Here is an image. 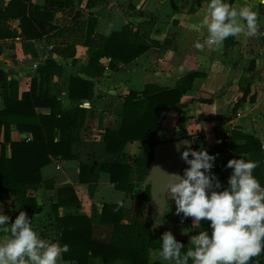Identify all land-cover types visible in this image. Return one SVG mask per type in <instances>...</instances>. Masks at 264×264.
Returning a JSON list of instances; mask_svg holds the SVG:
<instances>
[{
    "label": "crops",
    "instance_id": "1",
    "mask_svg": "<svg viewBox=\"0 0 264 264\" xmlns=\"http://www.w3.org/2000/svg\"><path fill=\"white\" fill-rule=\"evenodd\" d=\"M9 1L0 0V11L8 6ZM208 3L209 0H77L72 7L53 6L54 24L60 30L41 40L26 41L21 37L0 40V71L7 76L8 82L18 81L20 98L31 90L34 79L39 81L44 76L47 82L49 78L51 97L61 102L63 112L73 113L79 107L87 110L86 125L77 131V139L101 144L107 131H120L130 92H142L147 85L173 90L191 76L180 103L167 113L159 126L156 143L191 139L193 150L203 148L216 156L212 172L223 187L228 186L232 173V169L226 167L229 160L243 157L254 161L258 167L253 175L264 186V56L261 36L264 0H236L229 4L237 9L241 6L252 8L257 14V32L247 35L245 29L237 36H229L220 46L205 43L207 30L201 22ZM34 4L48 7L51 3L49 0H34ZM9 25L21 33L18 20H11ZM91 25L94 44L98 42L97 34L110 37L115 32L130 29L138 34L139 46L146 51L130 64H118L116 69L109 67L110 58H104L103 75L89 76L86 72L89 61L86 42ZM197 44L201 47L198 48ZM50 68L57 71L49 76ZM71 77L92 81L95 85L93 98L71 99ZM46 88L47 83L44 90ZM5 91L4 82L0 81V111L6 107ZM180 118L182 122L179 124ZM29 135L12 126L13 142H20ZM258 145L261 151H255ZM145 148L142 141L129 142L115 159L116 164L131 166L125 192L116 189L107 172H101L96 182L81 183L80 163L55 157L42 169L43 179L52 182L53 187L47 188L44 184L29 187V195L37 201L35 213L23 210L19 200L6 187L1 190L0 206L13 222L19 211H25L43 239L58 241L61 245L62 230L53 206L63 188L76 191L81 187L91 205L88 211L85 203L61 207L59 215L62 218L88 217L92 226H99L104 206L119 205L129 212L125 224L144 220L152 214L150 200L143 196L149 169L136 166L133 161L144 157ZM1 150L0 145V155ZM7 155L10 156L9 145ZM186 167L189 165L185 164L184 170ZM168 202L167 212L151 226L155 236L161 237L165 231L171 230L177 240L189 242L190 236L200 231L209 230L211 234L208 220H201L195 228L191 217L182 222L183 214H176L170 192ZM186 228L190 229L189 234L183 235ZM4 238L7 234H0V239ZM157 251L151 252L152 262L168 264L157 257ZM60 264L77 263L63 257ZM261 264H264V254Z\"/></svg>",
    "mask_w": 264,
    "mask_h": 264
},
{
    "label": "trees",
    "instance_id": "2",
    "mask_svg": "<svg viewBox=\"0 0 264 264\" xmlns=\"http://www.w3.org/2000/svg\"><path fill=\"white\" fill-rule=\"evenodd\" d=\"M49 1L50 6L45 7L35 5L34 0H10L8 6L0 11V40L17 37L26 41L41 40L60 30L54 24L52 7H72L77 0ZM11 20L19 21L20 34L9 25ZM92 34L91 25L86 42L89 46L86 72L92 77L103 75L104 58H110L109 67L116 69L118 64H130L146 51V48L139 46L138 34L130 29L115 32L110 37L97 34L96 44L91 41ZM56 71V68H50L49 76ZM191 78L184 79L173 90L147 85L142 92H130L120 131H107L101 144L77 139V131L86 125L87 110L79 107L73 113L63 112L61 102L51 97L49 78L47 82L44 76L39 81L34 79L31 90L24 92L20 98L18 81L9 80L8 86L7 76L0 71V81L4 82L6 88V107L0 111V195L2 188H8L19 200L23 210L35 213L37 201L29 195V187L40 184L47 188L53 187L52 182L43 179L42 169L51 164L55 157L78 161L81 183L96 182L101 172H107L117 190L127 191L131 166L116 164V157L129 142L142 141L146 144L145 155L133 163L142 168H151L154 147L157 145V130L167 113L180 103ZM94 87L92 81L71 77L69 96L73 100L91 99ZM181 122L182 118L178 123ZM12 126H16L19 132L31 134L33 139L13 142ZM7 145L10 146V156L7 155ZM261 150L259 145L255 148V151ZM143 196L150 200L149 187ZM84 203L88 211L91 200L81 187L76 188V191L74 188H63L59 190V200L53 206V213L62 230V245L69 247V251L63 254L65 260L77 264H161L152 262L151 252L160 249L161 237L153 234L150 217L125 224L124 219L129 216V212L119 205L104 206L103 220L99 226H92L88 217L71 220L60 217L61 207L81 206ZM178 240L186 248L190 247L188 241ZM263 254L253 257L251 264H261Z\"/></svg>",
    "mask_w": 264,
    "mask_h": 264
},
{
    "label": "clouds",
    "instance_id": "3",
    "mask_svg": "<svg viewBox=\"0 0 264 264\" xmlns=\"http://www.w3.org/2000/svg\"><path fill=\"white\" fill-rule=\"evenodd\" d=\"M201 26L207 30L205 43L220 46L245 29L247 35H255L257 14L248 6L237 9L227 0H209ZM181 159L189 167L183 174H168L166 195L171 193L182 222L191 217L195 228L208 220L211 234L206 230L191 235L186 248L171 230L165 231L157 257L168 264H250L264 252V186L253 175L258 164L243 157L229 160L226 167L232 173L223 187L212 172L215 155L186 148ZM0 234H7L0 239V264H60L69 251L66 244L43 239L25 211H19L13 222L0 206Z\"/></svg>",
    "mask_w": 264,
    "mask_h": 264
},
{
    "label": "water",
    "instance_id": "4",
    "mask_svg": "<svg viewBox=\"0 0 264 264\" xmlns=\"http://www.w3.org/2000/svg\"><path fill=\"white\" fill-rule=\"evenodd\" d=\"M192 145L191 139L183 138L159 143L154 147L153 163L145 181V190L150 188L152 222L161 219L167 212L169 202L166 192L171 180L168 174H182L186 163L181 159V154L186 148L192 149Z\"/></svg>",
    "mask_w": 264,
    "mask_h": 264
},
{
    "label": "built area",
    "instance_id": "5",
    "mask_svg": "<svg viewBox=\"0 0 264 264\" xmlns=\"http://www.w3.org/2000/svg\"><path fill=\"white\" fill-rule=\"evenodd\" d=\"M234 1H236V0H227V3L232 4ZM261 36H262V45H263L262 52H263V56H264V26L261 29ZM263 99H264V91H263ZM32 139H33V136L29 135V136H25V138L23 140L28 142V141H31Z\"/></svg>",
    "mask_w": 264,
    "mask_h": 264
}]
</instances>
